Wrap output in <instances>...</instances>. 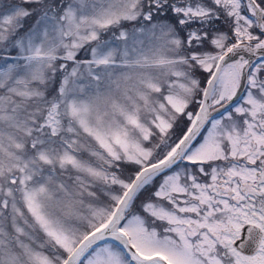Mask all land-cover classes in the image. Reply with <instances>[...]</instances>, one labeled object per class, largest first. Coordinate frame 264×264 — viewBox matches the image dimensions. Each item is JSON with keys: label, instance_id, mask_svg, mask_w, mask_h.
Here are the masks:
<instances>
[{"label": "rangeland", "instance_id": "374dc122", "mask_svg": "<svg viewBox=\"0 0 264 264\" xmlns=\"http://www.w3.org/2000/svg\"><path fill=\"white\" fill-rule=\"evenodd\" d=\"M48 1L52 2V0ZM151 1L154 7L152 12L155 17L174 10L177 18L160 19L159 25L167 29L164 30L162 27L160 32L164 36H160L167 39L159 45L157 42L153 43L156 44L155 52L148 55L142 64H138L141 67L151 68L156 77L150 74V70L149 72L144 71L139 83L131 82V88L126 86L129 88L127 91L130 94L126 97L132 102L137 101L134 94L140 99H145L147 97L146 91L149 90L148 86L157 88V77L170 78L166 79L168 88L162 93L164 102L156 101L161 104V110L153 111L149 108L144 112L147 119L157 126L158 131L153 133L147 127L146 122L139 121L137 116L117 104L116 98L120 99L119 90L115 93L116 98L107 99L110 101L108 103L104 102V92L112 94V90L107 89V84L97 91L98 94L90 91L89 94L83 95L82 93L80 96L68 95L65 106H60L57 101H51V108H47L43 118L38 122L36 121L35 132L28 133L29 140L23 133H21L22 135L15 134L10 128H0V164L6 165L5 169L0 166V178H2L0 190L7 193L8 198L16 206V208L10 206L12 211L18 210L17 212H19L22 203L31 217L32 221H28L29 224L35 228L37 225L40 226L39 228L45 235L59 245L58 253L48 254L47 251L43 252L38 248L42 247V243H37L36 237L34 238L33 234H30L29 237L27 233L28 236L26 235V237L30 239V243L27 240L22 242V251L26 256L23 257L24 259H20V262L17 259L14 262V258L10 259L8 255H4L6 245L5 248L4 245L0 248V256L5 257L4 260L9 264H61L63 256L72 251L83 239V232L88 230L85 227H77L72 219L87 220L89 222L87 227L97 221L98 224L93 231L100 230L111 218L115 207L135 176L143 168L164 160L175 151L176 146L191 128L197 116L196 113L192 112L193 114H191L192 106L189 103L193 100L194 104L198 99L199 107L201 103L199 95L202 96L205 88V84L198 91H194L192 88L195 84L191 77L194 65H192V58H195L204 69H215L218 57L228 48V32L224 35L210 32V36H208L207 31H205L208 20L212 17H222L223 12H225L226 17L231 20L232 26V29L230 26L225 29L230 30L231 36L236 37L238 42L239 40L251 42L255 39L257 41L253 43L254 45H264V37L258 38L256 34H253L255 27L252 21L255 17H253L252 6L249 7L248 5L247 7L245 3L242 6L243 0ZM72 3L74 5L67 8L63 16L67 19L65 29L70 35L73 34L71 42L73 43L72 47H75L79 44L81 30L83 29L85 32L86 25L97 22L100 12L102 14L100 11L102 7H111L109 13H127L133 1L74 0ZM80 5L83 7H79ZM98 5L100 6L98 7ZM84 6L91 7L90 10L96 15L95 18L91 17L93 22H90L91 14H86L89 12ZM75 10L82 11V15H84L81 25L76 24L78 16ZM190 12L194 13L192 18L196 19V23L191 24V26H184L192 19L189 18ZM12 20H14V13L8 12L1 15L0 26L3 27L8 24L7 27H9ZM105 22L111 21L106 20ZM175 22L178 25L183 23L182 26L184 27H181L188 29L187 35L190 41L178 49L175 47L179 38H186V36L169 33L171 25ZM38 24L32 27L35 31L29 36L31 40L29 45H33L27 49L26 55H14L16 59L10 62L12 64L6 68L7 71L16 68L15 72L21 71L23 80H30L35 85H38V80L40 83L42 79L41 68L48 60L63 62L66 59V53L56 54L51 48L44 50L40 44L41 49L34 45L37 41L36 36L43 33L41 27L44 25V21H40L41 27H38ZM144 24L147 26L143 29L144 31L153 30L154 24L148 28L149 22H146V19H144ZM210 30L214 31L213 29ZM220 32L223 33L222 30ZM200 36L203 37V42L196 40ZM226 41L228 42L226 43ZM193 45L196 46L195 51L190 49ZM207 45L210 50L206 49ZM69 47L63 43V48L59 52L61 53L63 49L65 52H69L71 50ZM178 53L187 55L183 57ZM113 54V51L108 48L102 56L103 59H106V61L103 60L106 65L101 67L108 69L109 72L111 68L106 66L112 63ZM239 59L231 58L222 64L224 65L223 68L221 65L222 70H220L210 90L209 105L211 108L222 107L237 93L241 77V70L237 63ZM141 60L131 59L130 67L135 68ZM180 61L190 65L188 71L183 69ZM259 63L261 64H256L249 70L248 90L239 96L240 98L237 97L238 100L227 110L207 120L203 129L196 133L187 149L184 151H182L184 148L180 149L166 166L159 171L156 170L155 173L152 172L153 174L149 173L143 176L138 183L134 195L136 192L138 194L139 190L140 192L136 198L132 195L125 210L131 202L137 204L132 206L133 211L125 220L122 231L129 238L131 246L141 256L160 255L170 264H264V252L250 253L251 256H249L248 253L241 251L234 245L243 223L258 226V231L254 236L259 240V244H264V164L262 163L261 166L253 165L254 160L259 158V155H264V87L261 85V81H257L260 71L264 69V62L260 61ZM124 72L126 71L121 74H125ZM120 78L123 77L120 76ZM111 79L107 78L108 85ZM256 82L259 84L255 87ZM259 90H261L259 95L254 94ZM124 91L126 90L124 89ZM147 100L149 101L151 98ZM228 104L230 105V103ZM261 108L263 109L262 115L259 113ZM180 110L184 111L187 117L189 116L188 123L184 132L175 137V133L168 128L167 115H175ZM242 111H244L243 115ZM239 116L243 118H234ZM65 117H69L71 120L65 121ZM75 125L78 128L76 135L81 134L80 130H82L96 143H84L83 135H80L78 140L74 136H70L67 143L64 139L62 140L61 131L66 130L70 133L76 131ZM260 125L261 127H259ZM149 133H151V137L154 135L153 139L156 141L152 147V144L146 143ZM156 138L160 141L158 142ZM12 143L17 146L16 150H24L21 152L22 156L16 157L14 153L11 155V150H8V147L10 148ZM25 145H27L26 148ZM226 146L229 149V155L227 163L223 164L225 163L223 159L225 158L224 149ZM78 152L83 154L85 159L79 157ZM89 155L95 158L93 161L86 162V159L90 157ZM15 157L18 162L12 164ZM120 158L134 164L124 167L125 172L121 170L122 175L115 173L116 165H111ZM174 159H176L175 162ZM188 160H206L215 166L209 169L210 173L206 172L201 178L194 175L193 172L186 171L184 173L181 170L185 169L181 164ZM68 165L72 168L68 171L74 175L64 172ZM174 166L177 168L173 169ZM12 167L16 168L17 171L9 175L5 174ZM198 168L201 171L204 169L203 166ZM58 171L73 179L65 187V190L68 188L65 192L69 195L62 198L56 191L51 193L52 187L49 185L52 182L49 181V178L53 177L58 180L56 184L62 185L61 181L65 178L58 179L56 177ZM76 171L78 173L75 174ZM96 182L98 183L97 190L101 192L103 197L101 195V197H97L90 188H84V185ZM155 182L158 184H155V189L151 191V186ZM13 187L20 190V199L12 191ZM70 187L75 188L71 189ZM118 187H120V192H115ZM83 188L94 199L105 198L107 202L110 200L112 203L110 209L108 207L109 210L105 208L97 210L92 207L91 203L86 205L85 202L81 206L79 205L80 200L73 203V200L78 198L77 195L82 194ZM209 190H212L213 193H208ZM142 193L143 196H139ZM5 200L2 202L3 206ZM163 201L165 202L164 205H162ZM101 204L104 205V202ZM137 205L142 208V213L135 210ZM166 205L172 209H168ZM143 214H146L148 219L152 218L153 221L148 223L147 219L142 217ZM158 219L165 221L160 224ZM123 221L121 220L119 227ZM17 228L20 232H25L18 225ZM13 241L18 243L16 239ZM107 241L110 240L101 241L90 247L81 258V264H138L134 261L128 263L129 258L124 257L125 253L122 248L114 243L123 251L124 255L120 249L109 245ZM2 244L0 236V246ZM259 248L260 245H258L257 251ZM10 252L13 254L12 250ZM145 264L159 263L152 261Z\"/></svg>", "mask_w": 264, "mask_h": 264}, {"label": "trees", "instance_id": "16d2710c", "mask_svg": "<svg viewBox=\"0 0 264 264\" xmlns=\"http://www.w3.org/2000/svg\"><path fill=\"white\" fill-rule=\"evenodd\" d=\"M99 1V0H95ZM133 3L130 6V9H128L127 13H121V14H115L113 12L109 13L111 11V7H102L100 11H102V14L100 12V16L97 19V22L92 23L91 25H86L85 32L82 29L81 30V36L78 40L79 44L75 47L73 46V43L71 42V36L73 34H69L68 31H66L65 27L67 25V19L63 15L66 12V9L74 5V0H52L47 2V0H0V16L3 14H7L8 12L14 13V20L11 21V25L9 27L8 24L5 26H0V128L3 129V127L10 128L13 130L15 134H21L25 135L26 139L29 140V132H35L38 122L43 118L45 110L47 108H51L50 102L51 101H57L60 106L66 105V99L68 95H76L80 96L82 93L89 94L96 93L97 91L105 87V84H107V89L112 90V94L109 92L105 93V99L104 102L108 103L110 101H107V99H113L116 98V91L119 90L118 95L120 94V99L116 98L117 104L122 107H124V110L130 111L132 114L137 116V119L141 122H146V125L149 129L153 131H158L157 126H155L153 123H151V120L147 119L146 112L147 109L151 108L154 110H161L160 103L156 101H163L164 96H162V93L167 90V80L170 79L169 77H157L158 79V86L157 88H152L151 86H148L147 88L149 90L146 91L147 97L145 99H140L134 94V98H137L136 102H132L129 99H127V95L130 96L129 88H131L133 83H139L141 81V77L144 71L149 72L151 75H155L154 71L151 70V68H145L141 67L138 64H142L144 59L148 56L153 54L155 51L156 44H153L155 42L159 44L164 43L167 38H161L160 35H162V32H160V29L156 26H154L152 29H147L144 31L143 29L147 26L144 24L145 14L144 10L146 8L145 3H142L144 1L148 0H132ZM254 4H257L260 11L262 12L263 16V22L264 25V0H253ZM50 3V4H49ZM96 3V2H95ZM98 4V3H96ZM248 2L249 7L252 6V9H255V5ZM100 5H98L99 7ZM210 6V5H209ZM79 7H83V5H80ZM85 7V6H84ZM211 7V6H210ZM91 7L87 6L85 9L87 10L86 14H91L90 16V22L92 21L91 17H96L94 15L93 11L90 10ZM76 11V15L78 16V21L76 22L77 25H81L82 18L84 15H82V11ZM152 13L150 12V15ZM192 12L189 13V18L193 17ZM174 13L172 11H167L165 14H161L158 16H161L163 18L170 17L174 18ZM62 16V17H61ZM220 22L218 20H209L207 25H214V33L221 34L218 32L217 25H221V23L224 22V27L230 26L231 27V20H229L225 15L222 14V17H220ZM110 20L111 22H105ZM149 20V19H148ZM165 20V19H164ZM40 21H44V25L40 26ZM94 21V20H93ZM92 21V22H93ZM152 19L150 20L149 24L152 25ZM154 20L153 22H155ZM39 23V24H38ZM196 23V19L192 18L188 21V23H185L184 26H191V24ZM4 24V23H2ZM38 27H41L43 30V33L38 34L36 36L37 41L34 45H37L40 48L43 47V49H49L51 48L53 50V53L56 54H64L66 53V59L64 61H57V60H48L47 63L43 65L42 69V79L39 83V80L37 81L38 85L33 84L30 80H23L21 71L16 70V68L10 71H7V67H9L10 62L14 61L17 54H23L26 55L28 52L27 49L31 47V40L29 39L30 34L35 31V29H32L33 26L37 25ZM177 34H180V36H186L185 38H179L178 44L176 45V49L181 48V46L184 44L190 43L188 40V29H184L181 25L177 24ZM182 26V27H181ZM162 27L164 29V26H160L161 30ZM253 27V26H252ZM68 28V27H67ZM254 28V27H253ZM37 30V28H36ZM165 30V29H164ZM228 31L227 40L228 46L232 45L236 41V37L231 36V31L226 29ZM225 32V31H224ZM253 34H256V30L254 28ZM171 34V33H170ZM226 34V33H224ZM258 34V33H257ZM160 36V37H159ZM164 36V34L162 35ZM240 37V36H239ZM238 38V36H237ZM198 41L203 42L202 36L198 38ZM63 43L65 46H70L69 49H71L69 52H65L63 49L61 53L59 50L63 48ZM40 44V45H39ZM157 45V47H158ZM156 47V50H157ZM110 48L113 51V59L112 63H109L106 67H110L111 70L109 72L108 69H103L104 67H101L102 65H106L103 60L106 61V59H103L104 52ZM41 49V48H40ZM208 50V49H207ZM45 52V51H41ZM181 54V53H178ZM96 55V56H95ZM183 57H185L187 54L183 53L181 54ZM143 57V58H142ZM137 59L141 60V62L137 63V66L135 68L130 67L131 59ZM124 62V64H122ZM183 65V69L186 71V68L190 65H186L187 63L183 64V61H180ZM96 67H101L97 69ZM152 67V66H151ZM103 69V70H102ZM123 71L125 74H121ZM156 71H158L156 69ZM23 72V71H22ZM192 71L191 73L193 78H196L200 80L201 89L204 83L206 82V79L208 78V72L204 71ZM264 70L260 71V75L257 81L262 80L264 77L263 73ZM263 73V74H261ZM99 74V75H97ZM101 74V75H100ZM123 78H120V76ZM134 75V76H132ZM262 75V76H261ZM107 78H112L110 84L106 82ZM127 79V80H126ZM74 87H73V86ZM72 86V87H71ZM121 86V87H120ZM125 86V87H123ZM128 86L129 88H126ZM71 87V90H70ZM134 88V87H133ZM124 89L126 91H124ZM200 89V90H201ZM136 92V91H135ZM134 92V93H135ZM151 98V100H147ZM125 99V100H124ZM163 99V100H162ZM116 102V101H115ZM164 102V101H163ZM191 106L194 105L192 108L191 114H193L196 110L197 102L195 101L193 104V100L189 103ZM195 109V110H194ZM187 109L185 110V112ZM189 111V110H188ZM184 111L176 112V114L167 115L168 118V128L171 132L175 133V137L180 136L185 129V126L188 123V117L185 115ZM193 112V113H192ZM24 120V121H22ZM65 121L71 120L69 117H65ZM149 125H148V123ZM22 125V126H21ZM2 126V127H1ZM76 126V125H75ZM77 128V126H76ZM78 128L76 131H72L71 133L62 130L60 134L61 139L64 141H69L70 136H74L76 140H78L79 136L83 135V142L84 143H96L94 140L89 138V136L81 131V134H77ZM22 135V134H21ZM31 135V134H30ZM80 136V137H81ZM1 137V136H0ZM69 138V139H68ZM154 135L151 137V133L148 134V139L146 140L147 144H156V141L153 139ZM6 139V138H5ZM157 139V138H156ZM3 140V139H2ZM1 140V141H2ZM75 140V141H76ZM158 142L160 141L157 139ZM27 145H25V148ZM17 146L13 145V143L10 145V148L8 147V150H11V155H14L16 157H20L21 152H24L23 149L16 150ZM13 151V152H12ZM77 152V151H76ZM14 153V154H13ZM79 153V152H78ZM89 154V153H87ZM90 157L86 159L87 161H93L95 157L89 155ZM16 157L14 158L15 162H18L16 160ZM79 157H83L85 159V156L83 154L79 153ZM112 163V162H110ZM126 164V165H125ZM131 162H128L126 160H123L122 158L117 159L114 163L111 165L115 166V173H121L125 172V168L128 165H130ZM189 164V165H188ZM125 165V166H122ZM134 165V164H131ZM184 173L186 171L193 172L194 175L202 176L203 174L209 173V170L207 171V166L204 165V171H201L198 168V162L196 163H187L182 164ZM0 166H2L0 164ZM4 169L6 168V165L2 166ZM59 168V167H58ZM177 168L176 166L173 167V169ZM60 169V168H59ZM70 166H66L64 169V172L69 173L70 175H74L73 173H70L68 170H70ZM6 171V170H5ZM17 170L16 168L12 167L9 171H6L5 174L15 173ZM182 172V171H181ZM78 173V171L75 172V174ZM56 177L59 178H65L62 179L61 184L58 185V180H55L53 178H49V181H52L49 183L51 193L56 191L61 198L65 195H69V193L65 192L68 190V188L65 190V187H67V184L71 183L70 176H65L64 173H61L58 171L56 173ZM64 176H63V175ZM82 175V174H81ZM122 175V173L120 174ZM160 175V174H159ZM2 178H0V181ZM64 181V182H63ZM155 184H158V182L153 183L151 186V191L155 189ZM120 186V184H119ZM111 187V186H110ZM123 187V186H122ZM71 189H74L75 187H70ZM84 188L94 191L97 197H103L101 192L97 190L98 183L84 185ZM83 188V190H84ZM13 192H15L19 198L20 190H17L13 187ZM65 192L64 195H62ZM115 192H120V187L116 189ZM140 190L138 191L139 194ZM117 194V193H116ZM137 192L134 195L135 198L138 196ZM101 195V196H100ZM78 198L73 200V203H77L79 200L81 201L79 205L83 206L84 202L87 204L91 203L92 207H95V209L99 210L100 208L110 209V200L105 201V198H92L89 194L86 193L84 190L81 195H77ZM133 196V197H134ZM139 196H143V193ZM10 197V196H9ZM134 198V199H135ZM0 236L1 241L3 244L0 246V248L4 245H6L4 255H8L10 259L14 258V262L17 259L18 262H20V259H24L23 257L26 256L25 253L22 251L23 246L22 242L24 240H27L29 242L30 239L26 237V235L30 237V234H33L34 238L36 237L37 243H42V247H38L43 252H46L48 254L58 253L59 245L56 244V242L50 240L48 236L45 235V233L39 228H35L31 226L32 224H29L28 221H32L31 217L24 208L23 204L21 203L20 211L18 210H11L10 206L13 208H16L15 205H13L12 201L8 198V194L0 190ZM5 200V205H2L3 200ZM20 199V198H19ZM133 199V198H132ZM144 201V199H142ZM99 202V205L97 203ZM101 202H104V205L101 204ZM110 203V204H109ZM164 205L165 202H162ZM137 203L131 202L130 205L127 206L124 214V221L120 225V228L123 229V224L125 220L128 218L132 210V206ZM77 208V206H75ZM168 209H172V207L166 205ZM108 209V210H109ZM136 211L142 213V208H140L139 205L135 208ZM134 210V211H135ZM106 211V210H105ZM143 218L147 219L148 223L153 221L152 218H147L146 214L142 215ZM74 221V224H76L77 227H85L87 232H83L84 235L92 231L96 225L98 224L97 221H95L94 224H90V227H87L88 221L81 220V219H72ZM103 220V219H102ZM160 224L164 222V219H158ZM77 222V223H76ZM152 224V223H151ZM17 225L20 226L25 232H20L17 228ZM28 233V234H27ZM163 233V231H162ZM13 239H16L18 243L16 244ZM30 243V242H29ZM107 243L113 247H117L113 242L107 241ZM12 250L13 254L10 252ZM117 249H120L117 247ZM121 250V249H120ZM55 251V252H54ZM121 253L123 254V251L121 250ZM67 255V254H66ZM65 255V256H66ZM124 255V254H123ZM122 255V256H123ZM49 256V255H48ZM65 256H63V260L65 259ZM50 257V256H49ZM125 257V255H124ZM5 257L0 256V264H9L6 260H4ZM8 260V259H7ZM9 261V260H8ZM128 261V260H127ZM82 263V259L79 261L78 264ZM129 263V261H128Z\"/></svg>", "mask_w": 264, "mask_h": 264}, {"label": "water", "instance_id": "95a60500", "mask_svg": "<svg viewBox=\"0 0 264 264\" xmlns=\"http://www.w3.org/2000/svg\"><path fill=\"white\" fill-rule=\"evenodd\" d=\"M244 57L246 62L243 66L241 77H240V85L237 93L231 98L228 103L234 101L244 90L246 85L247 79V71L250 65L258 59L264 58V45L263 46H250L247 43H239L231 46L219 59L213 74L211 75L209 81L205 86V91L203 94V100L201 106L197 112V116L195 122L185 134V136L181 139L178 145L175 148V151L170 154L164 160L154 163L150 166L143 168L134 178L132 183L130 184L129 188L123 193L120 201L118 202L117 206L115 207L111 218L105 224L103 228L97 231H93L87 234L74 248L73 250L67 255L64 262L62 264H77L79 259L85 254V252L95 244L104 241L110 240L113 243L117 244L122 248L125 255L131 260L138 264H145L152 261H156L159 264H169L163 257L160 255H152L148 257L141 256L130 244L127 235L119 229V224L123 219L125 207L127 202L134 194V191L142 179L143 176L152 173L164 165H166L182 147L188 142L190 137L194 134V132L198 129V127L209 117L215 114L218 110L214 112H209L208 109V99L210 90L216 81L218 73L220 71L221 65L228 61L231 58L236 57ZM228 103L224 104V107L228 105ZM258 231V226L252 224H244L241 228V232L239 237L235 240L234 245L243 252L246 253H253L256 251L259 240L254 236Z\"/></svg>", "mask_w": 264, "mask_h": 264}, {"label": "flooded vegetation", "instance_id": "af4514ba", "mask_svg": "<svg viewBox=\"0 0 264 264\" xmlns=\"http://www.w3.org/2000/svg\"><path fill=\"white\" fill-rule=\"evenodd\" d=\"M262 155H263V154H262ZM255 161H257V164L261 166L262 163L264 164V155L262 156L261 159H259V158H258V159H255L254 162H255ZM255 163H256V162H255ZM261 169H262V168H261ZM262 252H264V244H261V245H260V248H259V250H258L256 253H262Z\"/></svg>", "mask_w": 264, "mask_h": 264}, {"label": "bare ground", "instance_id": "6f19581e", "mask_svg": "<svg viewBox=\"0 0 264 264\" xmlns=\"http://www.w3.org/2000/svg\"><path fill=\"white\" fill-rule=\"evenodd\" d=\"M244 61H245L244 59H239V60L237 61L238 66H239L240 69H241V67L243 66Z\"/></svg>", "mask_w": 264, "mask_h": 264}]
</instances>
